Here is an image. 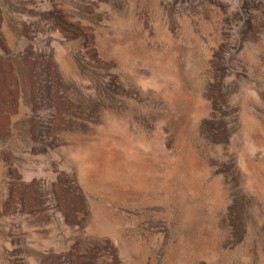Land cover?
Returning a JSON list of instances; mask_svg holds the SVG:
<instances>
[{
  "label": "rangeland",
  "instance_id": "rangeland-1",
  "mask_svg": "<svg viewBox=\"0 0 264 264\" xmlns=\"http://www.w3.org/2000/svg\"><path fill=\"white\" fill-rule=\"evenodd\" d=\"M0 264H264V0H0Z\"/></svg>",
  "mask_w": 264,
  "mask_h": 264
}]
</instances>
